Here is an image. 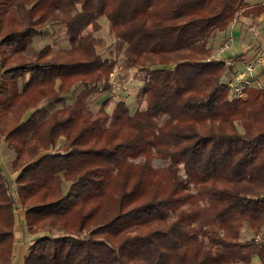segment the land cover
I'll return each mask as SVG.
<instances>
[{"label": "trees", "instance_id": "trees-1", "mask_svg": "<svg viewBox=\"0 0 264 264\" xmlns=\"http://www.w3.org/2000/svg\"><path fill=\"white\" fill-rule=\"evenodd\" d=\"M245 6L0 0V145L15 174L0 159V264H15L19 207L34 234L24 264H264V88L229 97V66L210 45ZM101 16L125 42L121 66L98 51ZM54 22L70 47L31 54ZM118 67L122 82L129 70L143 82L145 105L118 99L108 111L107 97L93 111L88 98L113 88ZM42 101L64 104L48 112Z\"/></svg>", "mask_w": 264, "mask_h": 264}, {"label": "rangeland", "instance_id": "rangeland-1", "mask_svg": "<svg viewBox=\"0 0 264 264\" xmlns=\"http://www.w3.org/2000/svg\"><path fill=\"white\" fill-rule=\"evenodd\" d=\"M243 8L240 10L233 18V20L243 13ZM101 23V28L95 31V43L98 48V51L105 58H110L116 61L118 66L122 65V61L124 58L123 49L125 47V42L118 39L114 32L111 29L110 22L106 16H101L99 19ZM226 33L223 31H218L216 35L210 39V45H213L214 52L211 58H214V54L216 49L223 42ZM46 44H51L54 48H68L70 47L69 35L67 34L66 25L60 22H54L49 24L47 27L39 29L35 32L33 40L29 43L28 50L31 54H38L39 50L45 46ZM6 50H10L9 48H5ZM125 71H121L119 67L116 71L111 75L112 81L115 83L113 88L110 89L106 93H94L88 98V105L93 111H97V109L101 106L102 102L107 99V97L112 100L107 106L108 111H111L114 107V102L118 99H123L127 102L130 107V110L133 111L137 107H142L145 105L143 95L141 94V88L143 82L140 80H136L132 77L131 71L129 70L126 74L128 76L127 81L122 82L124 78ZM84 89V85L80 82L74 84L71 90L64 94L65 103H72L76 96ZM248 97V96H247ZM64 103H54L51 101H42L40 103V107H45L48 112L53 110L55 107H61ZM29 111L25 114V116L29 115ZM64 145V138H60L57 142L56 149H62ZM14 157L13 152H11L8 147L4 144L0 145V159L2 161V167L6 170V174L12 178L14 177V173L11 168V159ZM153 165L156 168H163L166 166V161L156 157L153 161ZM70 182L64 181V188L67 189L69 187ZM19 214V213H18ZM18 224L16 226V242L19 243L20 247L27 252L29 248V244L34 236L24 225V223L19 222L18 215ZM54 234L58 233L59 230L56 228L52 229ZM253 236V232L250 231L247 227L244 228L243 231V239H247ZM260 237L264 238L263 233L260 234ZM14 263L18 264V257L14 255ZM251 264H259V259L256 258Z\"/></svg>", "mask_w": 264, "mask_h": 264}, {"label": "crops", "instance_id": "crops-1", "mask_svg": "<svg viewBox=\"0 0 264 264\" xmlns=\"http://www.w3.org/2000/svg\"><path fill=\"white\" fill-rule=\"evenodd\" d=\"M245 9L252 10L250 13H241L235 21H231L224 33L232 39V47L225 54V57L233 56L237 62L234 66L229 67L227 75H231V71L235 72L243 68L244 62L255 60L256 56L264 50V0H245ZM256 74L261 78L264 84V67L257 66ZM226 75V76H227ZM19 213V214H18ZM24 222L25 212L19 207L16 213V224L14 226L16 235V226L18 222ZM264 235V228L262 230ZM30 246V244H29ZM25 250L22 249L18 242L14 243V255L18 257V264H24ZM257 258V257H256ZM255 258V259H256Z\"/></svg>", "mask_w": 264, "mask_h": 264}, {"label": "built area", "instance_id": "built-area-1", "mask_svg": "<svg viewBox=\"0 0 264 264\" xmlns=\"http://www.w3.org/2000/svg\"><path fill=\"white\" fill-rule=\"evenodd\" d=\"M237 16L233 21H235ZM232 47V39L227 37L216 49L214 59L224 61L229 67L234 66L237 62L233 56L225 57V54ZM264 67V50H262L253 61L244 62L243 68L237 70L234 74L227 75V86L229 89V97L244 99L248 96L251 88H264L261 78L256 74L257 66ZM56 148L51 149L55 152Z\"/></svg>", "mask_w": 264, "mask_h": 264}]
</instances>
